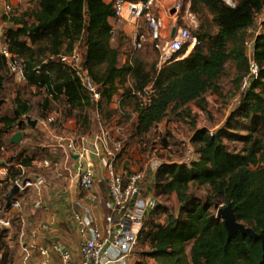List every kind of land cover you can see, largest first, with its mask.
<instances>
[{
  "label": "trees",
  "instance_id": "16d2710c",
  "mask_svg": "<svg viewBox=\"0 0 264 264\" xmlns=\"http://www.w3.org/2000/svg\"><path fill=\"white\" fill-rule=\"evenodd\" d=\"M32 10L11 19L5 30L11 54L23 65L24 84L43 91L45 110L63 102L73 110L94 107L107 112L116 97L120 107L137 114L136 136L150 134L172 107L197 102L219 90V80L228 62L236 66L237 86L247 81L240 103L224 127L211 133L197 131L192 138L198 159L191 164H163L155 174V196L176 195L180 207L173 213L159 204L149 215L140 236L147 249L138 264H260L264 249L260 240L239 234L229 239L224 221L212 213L215 201L232 206L238 222L256 234L264 231V32L255 36L252 51L247 32L264 12V0H237L235 7L222 0H191V12L206 11L213 17L217 33L195 36L200 44L189 57L159 68L160 54L154 44L127 51V37L118 24L112 3L105 0H28ZM138 3L147 0H125ZM78 43L85 44L84 68L101 88L102 101L92 104L74 73L60 61ZM184 55V51L178 56ZM123 57L126 61L123 62ZM258 76L251 75V62ZM13 77L0 63V151L11 145L16 133L35 132L28 120L32 108L15 99L12 117L2 116L3 92ZM151 88L150 103L143 106L137 93ZM41 119L47 117L41 116ZM24 140V134H23ZM240 143V151L225 143ZM21 156V155H20ZM17 157V162L20 160ZM37 155L24 157L29 168ZM13 160V159H12ZM15 161V160H14ZM13 161H11L12 163ZM20 172L12 173V178ZM193 186L210 190L206 199L191 193ZM9 187L0 190L6 199ZM166 213L164 222L154 218ZM1 239V238H0Z\"/></svg>",
  "mask_w": 264,
  "mask_h": 264
},
{
  "label": "rangeland",
  "instance_id": "374dc122",
  "mask_svg": "<svg viewBox=\"0 0 264 264\" xmlns=\"http://www.w3.org/2000/svg\"><path fill=\"white\" fill-rule=\"evenodd\" d=\"M180 1L187 6L191 0ZM236 2L237 0H233L234 4ZM174 5L175 0H162L157 8V12L164 18L167 29L174 25L185 26L181 19L175 22L170 17L169 11ZM32 7L33 5L28 0L14 1L13 12L9 16H6L0 7V31L4 32L9 28H13L14 24L11 19L23 16L31 11ZM194 15L195 20L190 22L191 26H189L193 36L207 32L217 33L218 30L213 23V17L208 12L199 11L198 14L194 13ZM263 32L264 12L258 15L254 27L247 32L249 45L253 44L257 34ZM77 47L80 53L85 52L84 43H78ZM190 54L186 57H189ZM124 59L125 57H123ZM237 76L238 72L235 64L228 62L218 83L219 90L216 93L210 91L204 96L206 104L203 107L197 102L182 107H172L165 120L159 123L150 134L142 137L136 136L137 114L132 108L127 107L123 110L120 107V97H116L109 110L103 113L98 112L94 107L73 110L63 102L51 103L48 109L45 110L46 96L42 91L10 79L3 92L5 104L2 108V116L12 117L15 108L14 101L20 98L32 108L29 115L32 121L40 120L43 115L47 118L54 117L55 122L48 129L38 128L35 132L26 129L23 132L24 140L19 147L6 146L0 151V164L3 162L10 163L11 161L14 164H19L24 157L35 153L37 162L49 159L56 162L57 167L50 171L32 164L27 169L25 177L33 179L36 175H41L47 177L46 180L49 181L52 177L51 173L58 172L63 175L64 172H67L65 161H68L69 164L72 163L59 145H64L66 140H75L83 136L93 139L104 127L110 132L114 143L122 144V151L116 154V163L118 162L123 175L129 177L133 173L132 168L136 165L139 166L138 172H144L146 175L145 186L143 187L147 190L145 196H154L159 204L169 211L177 213L180 204L176 195L169 197L155 196V174L163 163L191 164L198 159L196 146L193 144L192 138L201 129H207L210 133H215L225 126L231 114L238 107L241 96L247 87V81L241 86H237ZM225 143L229 145L231 150L240 151L242 149L240 143H228L227 141ZM111 147L114 148V145H111ZM19 156L20 160L17 162ZM61 179L63 177L52 180V186L62 185L63 182L59 183ZM7 186L10 188V184ZM4 188L5 186L0 190ZM92 193H88V196L90 197ZM191 193L197 198L206 199L210 195V190L205 187L193 186ZM2 202L0 200V203ZM224 207L226 206L217 200L214 203L212 213L217 215L218 210ZM165 216L166 213L160 211L154 218L158 222H164ZM145 227L147 225L144 226L143 230ZM9 233L10 231L0 230V264H21V241L16 239V229L10 235ZM9 236H11L10 239H5ZM145 251L147 249L140 244L135 255V261H143L142 253Z\"/></svg>",
  "mask_w": 264,
  "mask_h": 264
},
{
  "label": "built area",
  "instance_id": "2783aa9c",
  "mask_svg": "<svg viewBox=\"0 0 264 264\" xmlns=\"http://www.w3.org/2000/svg\"><path fill=\"white\" fill-rule=\"evenodd\" d=\"M160 1L162 0L133 3L125 0H112L116 18L135 27L133 49L139 50L147 43L154 44L160 54L159 68L186 58L200 44L189 29L190 22L195 20V15L191 12V5L185 6L180 0H175V5L169 11L170 17L175 22L181 19L185 26L174 25L167 29L164 18L157 12ZM222 1L228 6H235L233 0ZM0 6L6 16L13 12V3L9 0H0ZM173 11L174 13H172ZM141 23L146 26V30L141 28ZM174 28H177V32L172 38ZM4 33L5 31H0V63L2 61L6 63L8 72L14 81L23 83L22 62L9 51ZM252 46L253 44H247L249 53L252 51ZM183 51L184 55L178 56ZM85 54L86 52L80 53L76 47L72 54L61 56L60 61L80 80L92 104L98 107L102 101L101 88L94 83L84 68ZM251 64V75L257 77L259 69L253 61ZM151 88H147L144 94L137 93L143 106L150 103L148 97L152 93ZM54 122V117L40 119L37 127L48 129ZM111 145H114V148ZM59 146L69 157H78L79 184L82 189L88 192L93 190L95 184V161L102 160L109 199L104 204L106 214L101 224L89 210L74 211L71 214L80 237L78 259L60 244H54L52 250L60 255L62 264H131L135 259L140 245V236L148 219L145 218V213L148 208L153 211L158 205L155 197L147 198L144 195L145 173L134 172L125 178L117 172L116 154L121 152L123 147L121 143L113 142L110 132L104 127L93 139L83 136L75 140H66L64 145ZM13 165V162L0 164V189L9 184V192L15 186L20 189L19 194L13 200L5 199L0 203V230L2 231H11L15 227L13 214L22 208L20 197L29 190H34L38 196L35 208L41 209L43 205L42 194L46 186L45 179L41 175L27 179L25 175L28 168L20 164L19 175L12 178ZM33 165L46 170L57 167V163L49 159H43L40 162L34 161ZM40 254L47 257L48 251L41 250ZM47 263L48 259H44L36 264ZM21 264H33L31 263V253L25 248Z\"/></svg>",
  "mask_w": 264,
  "mask_h": 264
},
{
  "label": "crops",
  "instance_id": "0c3cea01",
  "mask_svg": "<svg viewBox=\"0 0 264 264\" xmlns=\"http://www.w3.org/2000/svg\"><path fill=\"white\" fill-rule=\"evenodd\" d=\"M9 1L13 3L14 1L19 0ZM105 1L108 4L112 3V0ZM117 22L122 26L124 34L127 37L126 50L130 51L133 49L132 41L135 27L119 21L118 19ZM141 28L146 30V26L143 23H141ZM125 61L126 58L123 60V62ZM69 158L71 159L72 163L69 164L68 161H65V169L67 172H64L63 175L59 174L58 172H53L51 173L52 177H50L49 181L46 180L47 177L42 176L46 182V186L42 194V208H35V202L38 199V196L34 190H29L20 197L22 199V208L18 211H15L13 214L15 227L10 231V233L16 229V239H20L22 245V251L20 254L23 257L24 248L29 250L31 253V263L33 264L39 263L44 259H48L47 264H62L60 255L52 250V246L54 244H60L67 250L71 251L73 256L78 259L80 237L72 221L71 214L74 211L89 210L100 224L103 222L104 216L106 214L104 204L109 199V195L108 185L105 181L102 160L95 161V184L93 191H91L93 193L89 197L88 193L91 192L85 191L80 187L79 184V164L77 160H75L74 157ZM48 170L51 171L52 169ZM116 170L123 177H128L123 175L122 169L118 166V162L116 163ZM138 170L139 166L136 165L131 171L134 173L138 172ZM12 172H20L19 164L13 165ZM62 177L63 179H61L59 183L63 182V184L58 185V187H53L51 184L52 180H55L56 178L60 179ZM144 186L145 184L143 187ZM146 191V188H144V195H146ZM146 197L153 198L154 196L149 195ZM10 238L11 236L6 237L5 239ZM41 250L48 251L47 257L41 256ZM147 261L149 264H154V261L151 259H147ZM138 263L139 262H137V260L135 261V259L131 262V264Z\"/></svg>",
  "mask_w": 264,
  "mask_h": 264
},
{
  "label": "water",
  "instance_id": "95a60500",
  "mask_svg": "<svg viewBox=\"0 0 264 264\" xmlns=\"http://www.w3.org/2000/svg\"><path fill=\"white\" fill-rule=\"evenodd\" d=\"M235 7V6H233ZM174 13V11L172 12ZM177 32V28H174L172 31V38H174L175 34ZM30 121V125L35 128L38 125V121H32L30 118H28ZM23 141V133L18 132L16 133L10 140L11 145H20ZM75 160H78V157H74ZM20 192V189L18 186H15L7 195V201L13 200ZM152 209L148 208L147 212L145 213V218H148L149 214L151 213ZM217 218L224 221L225 228L228 232L229 239L236 238L239 234L243 236H250L251 238H254L256 240H260L263 243V249H264V231L260 234H256L252 229L246 227L244 224L238 222L237 217L232 209V206L229 205L224 208H220L218 210ZM260 264H264V254L263 259L260 262Z\"/></svg>",
  "mask_w": 264,
  "mask_h": 264
}]
</instances>
